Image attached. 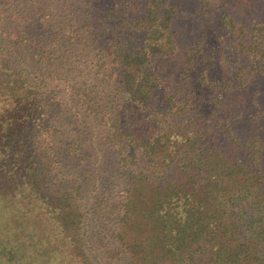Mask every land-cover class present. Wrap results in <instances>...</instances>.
<instances>
[{"label": "trees", "instance_id": "16d2710c", "mask_svg": "<svg viewBox=\"0 0 264 264\" xmlns=\"http://www.w3.org/2000/svg\"><path fill=\"white\" fill-rule=\"evenodd\" d=\"M174 19L170 0H0V264H264V9L237 30L222 10L183 53ZM76 120L114 155L87 206Z\"/></svg>", "mask_w": 264, "mask_h": 264}, {"label": "rangeland", "instance_id": "374dc122", "mask_svg": "<svg viewBox=\"0 0 264 264\" xmlns=\"http://www.w3.org/2000/svg\"><path fill=\"white\" fill-rule=\"evenodd\" d=\"M170 1L176 6V19H174L173 27L177 35L178 53H183L188 43L192 39L197 38L203 30H205L206 35L212 37L214 32H211V29H217L218 13L222 10L229 13L237 30L239 25L243 29L248 28L259 17L261 10L264 9V0H205L202 5L198 0ZM210 37H208V42L211 41ZM50 81L51 85L57 83L59 79L52 78ZM92 83H95L94 80H92ZM59 88V86L54 87V89ZM59 93L61 97H66L63 90ZM233 97L234 95H231V98ZM75 124L81 127V137H85V142L81 143L80 150L86 156L83 158L78 156V159L68 160V167L72 168L73 171L76 168L82 170V176H80L83 183L81 201L83 205L87 206L94 196L111 195V193L115 192V177L112 175L114 155L100 141L99 128H92L85 123H78L77 120ZM84 226L88 230L89 237L91 234L96 233L97 230L106 232V229L110 228L109 223L103 225L100 223L95 224L91 221H85ZM93 260L95 264H107L100 251L97 252Z\"/></svg>", "mask_w": 264, "mask_h": 264}]
</instances>
